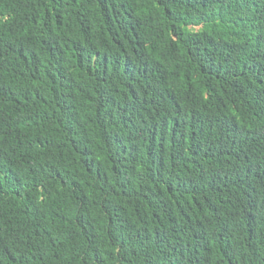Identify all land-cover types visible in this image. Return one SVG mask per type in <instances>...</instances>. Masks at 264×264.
<instances>
[{"label":"trees","instance_id":"16d2710c","mask_svg":"<svg viewBox=\"0 0 264 264\" xmlns=\"http://www.w3.org/2000/svg\"><path fill=\"white\" fill-rule=\"evenodd\" d=\"M0 264H264V0H0Z\"/></svg>","mask_w":264,"mask_h":264}]
</instances>
